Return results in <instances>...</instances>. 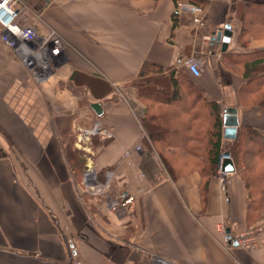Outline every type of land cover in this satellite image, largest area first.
Here are the masks:
<instances>
[{"label":"crops","instance_id":"crops-1","mask_svg":"<svg viewBox=\"0 0 264 264\" xmlns=\"http://www.w3.org/2000/svg\"><path fill=\"white\" fill-rule=\"evenodd\" d=\"M25 1L35 12L44 4ZM176 1L50 0L45 21L24 10L23 24L44 33L49 22L70 43L40 84L0 41V264H71L70 241L81 264H152V255L180 264H264V214L249 206L237 172L221 189L207 153L215 115L223 132L227 108L237 111L236 133L264 129V107L241 91L244 61L264 50V27L240 33L250 3L260 0H193L205 8L202 26ZM227 24L222 51L211 35ZM188 56L199 75L182 64ZM145 61L163 67L159 82L170 73L178 79L175 98L137 96L131 82ZM152 113L163 117L155 130L141 120ZM93 121L111 137L79 149L76 129ZM232 140L222 136L224 149ZM90 160L100 181L113 172L106 195L132 194L131 205L112 211L104 195L84 194L81 172ZM219 224L229 234L256 227V248L231 241V256Z\"/></svg>","mask_w":264,"mask_h":264},{"label":"built area","instance_id":"built-area-1","mask_svg":"<svg viewBox=\"0 0 264 264\" xmlns=\"http://www.w3.org/2000/svg\"><path fill=\"white\" fill-rule=\"evenodd\" d=\"M49 1L50 0H44L42 9L35 12L30 9L25 0H0V41L18 57L27 75L37 84L46 81L53 70L54 63L61 56L64 49L70 46V43L47 21L46 31L44 33H39L31 25L23 24L19 18L24 10H28L31 11L35 18L45 21L43 11L49 6ZM175 9L177 11H189L192 15L191 18L193 23L197 26L203 25V15L205 12L203 5L190 0H177L175 2ZM182 64L192 75L197 76L200 74L198 63L193 57L188 56L184 58ZM100 135L107 138L111 137V133L105 130L98 121H93L88 126L78 127L75 134V145L79 149H86V143ZM135 148L137 150L140 149V145L136 144ZM228 158H230L228 152H221L217 163L218 180L221 189L225 192L229 173L221 170V164L224 159ZM104 176V180L99 181L96 169L91 160L86 162L82 171L81 180L82 186H84L83 191L98 196L104 195V199H107L108 206L112 211L131 205L134 201V195L132 194H126L120 198H111L106 195L105 191L110 185L113 172L107 170ZM224 200L228 201L226 194ZM217 231L223 233L220 244L231 256H233L231 241H234L239 248L246 251L256 248L258 244V240L256 239L258 229L256 227L244 228L235 231L233 234H229L225 233L224 226L219 224L217 226ZM69 243L71 264H81L72 253L75 251L72 242L70 241ZM150 262L152 264H180L158 255H152Z\"/></svg>","mask_w":264,"mask_h":264},{"label":"trees","instance_id":"trees-1","mask_svg":"<svg viewBox=\"0 0 264 264\" xmlns=\"http://www.w3.org/2000/svg\"><path fill=\"white\" fill-rule=\"evenodd\" d=\"M190 1L197 3L193 0ZM246 14L249 15V24L247 28L242 27L240 33H243L244 29L248 31L250 24L255 23L264 27V0L250 3ZM235 61L236 59L232 58V62ZM243 67L245 81L241 91L253 92V103L264 107V50L256 51V54L246 59ZM163 72L165 70L160 65L147 61L143 62L137 76L131 82L136 89L137 96L142 99L150 98L151 100H154L155 97H160L161 101L164 102L175 98L179 91L180 83L178 79L172 76V73L169 74L170 76L164 82H159L157 78ZM157 85L163 87L162 95H156ZM169 87L173 89L169 90ZM162 118V116L159 118L152 113L147 117L141 118V120L145 126L147 125L151 130H155L158 127L159 120H162ZM221 139V118L219 113H216L215 127L210 132V140L207 143L208 160L215 172L219 154L224 151L228 152L232 156L235 172L241 176L247 189L249 206L253 205V208L259 209L260 202L264 199V129L258 131L249 126H241L227 149L222 146ZM245 156L252 157V159L257 161H254L255 164L251 163L250 166L246 167V165L241 164ZM205 189L206 182L203 183L201 188L203 200H205Z\"/></svg>","mask_w":264,"mask_h":264},{"label":"water","instance_id":"water-1","mask_svg":"<svg viewBox=\"0 0 264 264\" xmlns=\"http://www.w3.org/2000/svg\"><path fill=\"white\" fill-rule=\"evenodd\" d=\"M231 35L230 26L227 24L223 28L214 31L211 35V40L221 42V50L224 51L227 47L229 37ZM223 132L222 136L226 139H234L238 127L237 111L235 108H227L223 114ZM221 170L233 173L235 171L233 161L228 158L224 159L221 164Z\"/></svg>","mask_w":264,"mask_h":264},{"label":"rangeland","instance_id":"rangeland-1","mask_svg":"<svg viewBox=\"0 0 264 264\" xmlns=\"http://www.w3.org/2000/svg\"><path fill=\"white\" fill-rule=\"evenodd\" d=\"M143 103H145V100H143L142 101ZM230 159L232 160V156L230 155ZM254 161H257L256 159H252V157L250 158L249 156H245L244 157V161H242V163L241 164H244V165H246V167L247 166H250L251 165V163H254L255 164V162ZM84 169V168H83ZM216 171H217V167H216ZM230 174V173H229ZM218 175V174H217ZM229 176V175H228ZM81 177H82V172H81ZM218 178V177H217ZM99 180V179H98ZM100 181V180H99ZM84 187V186H83ZM89 194L88 192H86V191H84V194ZM259 210H260V216H261V214H264V199L260 202V205H259ZM256 239L258 240V235L256 236ZM222 247V246H221ZM223 248V247H222Z\"/></svg>","mask_w":264,"mask_h":264}]
</instances>
